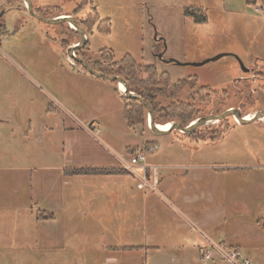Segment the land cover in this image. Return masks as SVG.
Returning a JSON list of instances; mask_svg holds the SVG:
<instances>
[{"label":"rangeland","instance_id":"1","mask_svg":"<svg viewBox=\"0 0 264 264\" xmlns=\"http://www.w3.org/2000/svg\"><path fill=\"white\" fill-rule=\"evenodd\" d=\"M30 1L52 8L45 19L82 21L93 9L109 19L108 32L85 34L90 60L111 49L116 61L129 55L172 83L196 79L224 97L197 104L179 92L177 102L194 97L198 107L190 123L225 108L243 118L264 111V0H91L78 14L87 0ZM187 8L206 22L185 17ZM1 13L0 264H225L212 247L220 244L264 264V122L228 118L157 137L145 113L128 128L114 86L67 60L78 32L39 22L21 0H0ZM133 153L159 168L155 191L138 190L128 174L63 175L117 168Z\"/></svg>","mask_w":264,"mask_h":264},{"label":"trees","instance_id":"2","mask_svg":"<svg viewBox=\"0 0 264 264\" xmlns=\"http://www.w3.org/2000/svg\"><path fill=\"white\" fill-rule=\"evenodd\" d=\"M247 4H252L254 0H245ZM91 3V0L87 2L79 3L76 7V14L80 13L86 6ZM47 10H52V8H37L34 11L40 15L45 16L48 13ZM183 14L185 17H190L194 20L195 23L201 24L205 23L207 18L204 12L199 8H187L184 9ZM77 26L83 28L88 36H92L94 31L98 32H108L110 28L109 19L99 20V17L96 11L93 9L90 14L82 21H76ZM74 33L77 34V31L74 30ZM7 34V29L4 24H0V36ZM61 46L63 50H66L68 47V41L64 38L61 41ZM88 45H84L82 48L76 49L74 51L75 57L84 60L89 66L96 72L107 75V76H116L125 81L128 86V89L134 95L140 97L145 101L151 108L153 113V120L155 123V117L158 113L164 115L165 120L169 122H174L180 124L182 127L187 126L192 120H194L195 112L198 111V107L194 105L193 98L191 99L192 103H180L175 99L179 92L187 88L195 96V101L197 104H204L209 102V99L215 98L216 95L212 89L209 87H198L196 79H184L172 83L166 73L158 74L154 66H143L136 64V62L129 56L124 55L119 61H116L114 58L113 51L111 49H100L96 52V58L90 60L86 56ZM173 62V61H170ZM76 64V63H75ZM78 68H81L80 65H75ZM82 69V68H81ZM83 70V69H82ZM143 72L147 75L145 79L139 78L138 74ZM92 77V76H91ZM98 79V78H96ZM115 87V94L118 95L123 103V120L128 128H133L145 122V113L147 119V111L145 107L135 99H128L119 95L117 91V84L115 82H109ZM197 97V99H196ZM164 98L169 102L165 105H162L159 99ZM167 122V123H169ZM223 122H219L221 126ZM166 123V124H167ZM156 124V123H155ZM235 124V122H234ZM165 125V124H163ZM206 134V133H204ZM217 134V133H216ZM213 132H209L208 137L213 140ZM218 135V134H217ZM216 135V136H217ZM201 136V134H199ZM206 136L202 135L201 139L196 138L197 140L206 141ZM136 153H133L134 155ZM65 175L71 176H87V175H111V174H128L127 172L120 169H75V170H66L64 171ZM53 216L50 214L48 220L52 219ZM264 229V222L262 224Z\"/></svg>","mask_w":264,"mask_h":264},{"label":"water","instance_id":"3","mask_svg":"<svg viewBox=\"0 0 264 264\" xmlns=\"http://www.w3.org/2000/svg\"><path fill=\"white\" fill-rule=\"evenodd\" d=\"M21 1L25 4V9L28 12V14L32 18L38 20L39 22L46 24V25H50V26L67 24L68 26L73 27V29L78 32L79 37H80L79 42L76 44V46H73L72 48H68V50H67L68 56L72 58L74 63L80 65L81 68L83 69V71L86 74H88L89 76H92V77L98 78V79H102V80H105L108 82H115L117 84V86H118V84H121L124 87V92L121 93L124 97H126L128 99H135L145 107V109L147 111V127L153 136L158 137V136H162V135H167V134L171 133L172 131H177V132H180L182 134L189 135L195 129H197L201 126L207 125L209 123H217V122H219V121H221V120H223L229 116L234 118L236 120V123H238L240 125H248V124L254 123L256 121H259L260 118H264V111H257L254 114H252L250 119L246 120L245 117L243 118L240 116V114L237 110H228V111H225L222 114L217 115V116L208 115L204 118H199V119L195 120L194 122L190 123L189 125H187L185 127H182L181 125L176 124V123H172L170 125L169 130L161 131L158 128V125L154 123L153 113H152L150 106L145 101H143L140 97L131 93L124 80H122L121 78L116 77V76H107V75L100 74V73L94 71L89 66V64L86 63L84 60H82L80 58H76L75 56L72 55L76 49L82 48L86 42L85 33L83 32V30H81V28H79L77 26V24L73 18H71L70 16H58V17L52 18V19H45V18L40 17L39 15H37L33 11L30 0H21Z\"/></svg>","mask_w":264,"mask_h":264},{"label":"built area","instance_id":"4","mask_svg":"<svg viewBox=\"0 0 264 264\" xmlns=\"http://www.w3.org/2000/svg\"><path fill=\"white\" fill-rule=\"evenodd\" d=\"M258 11V10H256ZM258 12L264 14V9ZM76 46V45H74ZM74 55V54H72ZM72 58L67 57V60L71 65ZM120 169L127 172L128 175L133 176L137 180L136 188L138 190L150 189L155 191L157 186V167H147L145 165V157L142 153H136L128 156L127 159L118 157ZM216 250V254L219 255L225 264H249L248 260L242 257V255L234 250L227 248L224 244L212 246ZM209 252L206 251L204 256L208 257Z\"/></svg>","mask_w":264,"mask_h":264},{"label":"bare ground","instance_id":"5","mask_svg":"<svg viewBox=\"0 0 264 264\" xmlns=\"http://www.w3.org/2000/svg\"><path fill=\"white\" fill-rule=\"evenodd\" d=\"M117 89H118V91H119L120 93H123V92H124V87H123L121 84H118ZM251 116H252V115L250 114L246 120L250 119ZM260 119H261V120H260ZM260 119H259L260 121L264 122V118H260ZM170 125H171L170 123H167V124L162 125V126H161V125H158V128H159L161 131H167V130H169Z\"/></svg>","mask_w":264,"mask_h":264},{"label":"crops","instance_id":"6","mask_svg":"<svg viewBox=\"0 0 264 264\" xmlns=\"http://www.w3.org/2000/svg\"><path fill=\"white\" fill-rule=\"evenodd\" d=\"M83 77H86L85 75H83ZM91 77V76H90ZM92 78H94V77H92ZM92 78H85V79H92ZM94 79H96V78H94ZM114 90H115V87H114ZM84 169H87V168H84ZM91 169H93V168H91ZM95 169H120V167H117V168H115L114 166H112V167H104V168H95ZM159 169V168H158ZM72 170H75V169H72ZM63 171H66V169H64ZM63 175L64 176H71V175H65V173H63ZM111 175H121V174H111ZM47 212V211H46ZM49 213V212H48ZM51 214V213H50ZM52 216H53V214H51ZM51 220V219H50ZM49 221V220H48ZM113 249H115V250H119L120 248H116V247H109L108 248V250H113Z\"/></svg>","mask_w":264,"mask_h":264},{"label":"flooded vegetation","instance_id":"7","mask_svg":"<svg viewBox=\"0 0 264 264\" xmlns=\"http://www.w3.org/2000/svg\"><path fill=\"white\" fill-rule=\"evenodd\" d=\"M33 9V8H32ZM26 10V9H25ZM34 11V10H33ZM27 12V11H26ZM35 12V11H34ZM28 13V12H27ZM36 13V12H35ZM37 14V13H36ZM1 16H0V19L3 17V14L1 13L0 14ZM38 15V14H37ZM40 16V15H39ZM64 16V15H63ZM40 17H42V16H40ZM43 18V17H42ZM76 22V21H75ZM67 25V24H66ZM71 27V26H70ZM72 29H73V27H71ZM74 30V29H73ZM223 94H225V92H222V96H223ZM214 96H216L215 98H213V100L215 99V100H221V99H223V98H220V96H218V95H214ZM224 110H226V111H228V110H232L231 108H225ZM215 116H217V115H215ZM248 116L249 115H247V116H245V119H247L248 118ZM228 118H232V117H227V118H225V119H223V120H221V121H224V120H226V119H228ZM261 120V119H260ZM259 120V121H260ZM221 121H219V122H221ZM218 122V123H219ZM260 122H262V121H260ZM222 127V126H221ZM217 131H219V130H217Z\"/></svg>","mask_w":264,"mask_h":264}]
</instances>
